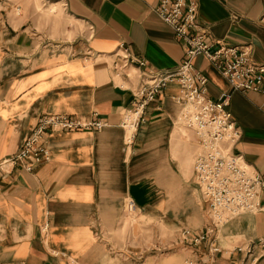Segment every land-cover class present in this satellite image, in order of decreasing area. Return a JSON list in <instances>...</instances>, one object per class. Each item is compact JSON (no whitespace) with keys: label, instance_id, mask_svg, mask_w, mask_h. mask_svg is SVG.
Masks as SVG:
<instances>
[{"label":"crops","instance_id":"1","mask_svg":"<svg viewBox=\"0 0 264 264\" xmlns=\"http://www.w3.org/2000/svg\"><path fill=\"white\" fill-rule=\"evenodd\" d=\"M42 3L58 14L42 13L36 0H0V158L21 147L43 114L96 112L106 124L50 131L48 160L0 177V264H264V189L256 211L199 243L180 238L182 229L204 230L208 217L194 179L196 137L177 120L176 80L147 104L125 143L138 66L115 69V52L126 48L162 70L183 54L153 9L158 0ZM263 15L264 0H198L196 21L207 39L249 43L264 63ZM193 62L208 77V96L229 93L240 130L231 149L262 174L264 93L232 88L202 55Z\"/></svg>","mask_w":264,"mask_h":264},{"label":"built area","instance_id":"2","mask_svg":"<svg viewBox=\"0 0 264 264\" xmlns=\"http://www.w3.org/2000/svg\"><path fill=\"white\" fill-rule=\"evenodd\" d=\"M153 9L173 28L183 44V54L176 67L162 70L148 66L145 58L134 59L126 48L115 52L119 58L113 61L115 69L133 62L138 66L136 99L123 113L122 125L127 128L125 143L127 146L131 143L135 128L144 121L147 104L170 80H176L179 89L174 98L181 104L178 123L193 130L201 147L194 156V178L206 205L208 222L200 232L180 230L181 240L196 244L206 240L215 228L228 220L259 208L258 195L264 189V172L260 174L252 169L240 154L232 151L240 130L228 109L230 95L225 92L217 99L207 95L208 77L194 66V57L204 56L232 88L261 93H264V63L253 59L249 43L207 39V30L196 21L198 0H158ZM104 124L106 121L96 112L91 117L67 113L40 115L21 147L0 158V177L16 165L32 170L36 164L48 160L51 156L48 132L89 126L99 128ZM125 207L128 211L135 209L132 198H127ZM258 243L264 250V234L258 238ZM209 244L217 250L212 239ZM250 252L251 248H247V253Z\"/></svg>","mask_w":264,"mask_h":264},{"label":"rangeland","instance_id":"3","mask_svg":"<svg viewBox=\"0 0 264 264\" xmlns=\"http://www.w3.org/2000/svg\"><path fill=\"white\" fill-rule=\"evenodd\" d=\"M36 4H37V7L39 8V10L42 12V13H45V14H47V15H53V14H55V13H57L58 14V10L59 9H57L54 5H50V4H43L42 3V0H36ZM57 9V10H56ZM81 28H82V26H81ZM80 115V114H79ZM38 119V118H37ZM36 124V123H35ZM186 128V127H185ZM77 129V128H76ZM187 129H190V128H187ZM70 130V129H69ZM32 131V130H31ZM60 131H63V130H60ZM193 131V130H192ZM194 135H195V137H196V134L194 133ZM195 140H196V146H197V149H196V152H195V154L200 150V144H199V142H198V140H197V138H195ZM6 156V155H5ZM46 161V160H45ZM193 169H194V167H193ZM195 179V178H194ZM196 182V181H195ZM127 200V199H126ZM126 200H125V205H126ZM134 201V200H133ZM135 203V202H134ZM136 205V204H135ZM247 212H254V211H247ZM244 213H246V212H244ZM243 214V213H242ZM241 215V214H240ZM239 216V215H238ZM131 221L132 222H135V220H134V218L133 217H131Z\"/></svg>","mask_w":264,"mask_h":264}]
</instances>
